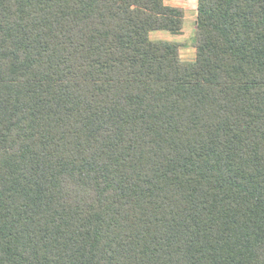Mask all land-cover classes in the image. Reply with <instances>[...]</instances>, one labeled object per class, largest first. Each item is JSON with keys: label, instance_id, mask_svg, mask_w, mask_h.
<instances>
[{"label": "trees", "instance_id": "obj_1", "mask_svg": "<svg viewBox=\"0 0 264 264\" xmlns=\"http://www.w3.org/2000/svg\"><path fill=\"white\" fill-rule=\"evenodd\" d=\"M0 0V264H264V0Z\"/></svg>", "mask_w": 264, "mask_h": 264}, {"label": "rangeland", "instance_id": "obj_2", "mask_svg": "<svg viewBox=\"0 0 264 264\" xmlns=\"http://www.w3.org/2000/svg\"><path fill=\"white\" fill-rule=\"evenodd\" d=\"M169 1V0H167ZM186 3L179 2L180 6L187 8L186 21L184 30L181 35H173L169 32H153L150 34V39L155 42H169L180 44V57L184 62H192L196 58L197 51V28H196V12L197 0H182ZM172 2V0H171Z\"/></svg>", "mask_w": 264, "mask_h": 264}, {"label": "crops", "instance_id": "obj_3", "mask_svg": "<svg viewBox=\"0 0 264 264\" xmlns=\"http://www.w3.org/2000/svg\"><path fill=\"white\" fill-rule=\"evenodd\" d=\"M174 1H179V2H183V3H186V2H184L182 0H172V2H171V0H169V1L165 0V2H166L167 5L172 6V7L182 8L185 11V20H184V25H185L186 15H187V8L185 6H180L179 4H177L179 2H175L174 3ZM196 20H197V12H196Z\"/></svg>", "mask_w": 264, "mask_h": 264}]
</instances>
